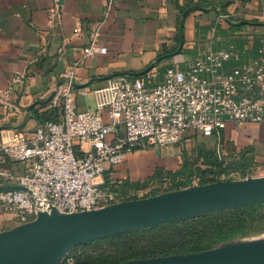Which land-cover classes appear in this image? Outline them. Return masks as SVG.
Returning a JSON list of instances; mask_svg holds the SVG:
<instances>
[{"label": "crops", "instance_id": "0c3cea01", "mask_svg": "<svg viewBox=\"0 0 264 264\" xmlns=\"http://www.w3.org/2000/svg\"><path fill=\"white\" fill-rule=\"evenodd\" d=\"M224 13L232 21L221 18ZM215 26L224 43L245 42L250 34L264 31V0H0V92L12 87V106L6 108L0 100V170L15 176L24 172L26 162L4 158L1 146L19 135H31L49 112L58 117L60 108L50 100L63 72L74 67L77 75V110H97L94 90L109 80L142 78L152 69L190 62L222 44L211 39ZM93 37L107 47L106 53L84 55ZM19 71H27L28 77L13 84ZM100 112L108 120L107 110ZM192 140L195 157L203 148L226 159L245 157L264 164V123L228 122L211 136L187 132L181 142ZM90 150L88 142L77 147L79 153ZM182 163L180 145L151 147L126 153L121 163L107 165L100 179L104 189L116 193L113 203H120L131 200L133 184ZM0 185L16 184L0 176Z\"/></svg>", "mask_w": 264, "mask_h": 264}, {"label": "built area", "instance_id": "2783aa9c", "mask_svg": "<svg viewBox=\"0 0 264 264\" xmlns=\"http://www.w3.org/2000/svg\"><path fill=\"white\" fill-rule=\"evenodd\" d=\"M221 18L232 21L227 13ZM211 32L213 43L222 44L190 62L152 69L137 79L118 76L94 90L97 110H77V75L74 67L63 72L50 100L60 108L57 119L1 146L4 158L26 162V167L19 176L0 170V176L25 187L0 190V212L27 221L53 208L74 213L103 207L117 196L102 187L100 177L107 165L121 163L126 153L180 143L190 131L211 136L228 122L264 123V31L240 43H224L217 26ZM83 52L94 56L106 53L107 47L93 37ZM27 77V71H19L12 82L19 84ZM11 93L12 87L0 92L6 108L12 106ZM104 109L108 120L100 112ZM80 142H88L91 150L79 153ZM256 169L255 174L264 176V164ZM64 263L75 264V257L67 256Z\"/></svg>", "mask_w": 264, "mask_h": 264}, {"label": "rangeland", "instance_id": "374dc122", "mask_svg": "<svg viewBox=\"0 0 264 264\" xmlns=\"http://www.w3.org/2000/svg\"><path fill=\"white\" fill-rule=\"evenodd\" d=\"M177 144L180 145L183 154V163L178 169L183 167L184 171L180 175H164L148 181L143 187L134 189L133 193L136 195L130 199L164 198L181 193L187 188L208 185L225 178L237 180L263 176L255 174L260 164L246 162L234 165L233 162L236 159H226L227 155L219 156L216 153L217 161L221 162V165L212 167L210 163L202 159L203 157H200L199 151L198 156L195 157L197 148L193 140ZM233 175L236 177H232ZM31 220L32 217L23 221L9 213L0 212V242L9 241L5 238L7 234L25 228L24 224ZM47 231L49 230L37 233ZM115 236L118 237L110 238ZM7 247H0V260L10 255L8 251L5 252ZM60 248L61 245L43 249L41 252L23 258L18 263L51 264ZM193 248L202 249L193 253L219 255H225L227 252L264 249V201L212 209L147 227L85 238L75 244L67 256L73 255L75 262L78 258L84 264H119L158 254L177 252L188 254L184 251ZM25 249V247L13 249L10 258L24 256L22 254L26 252Z\"/></svg>", "mask_w": 264, "mask_h": 264}, {"label": "water", "instance_id": "95a60500", "mask_svg": "<svg viewBox=\"0 0 264 264\" xmlns=\"http://www.w3.org/2000/svg\"><path fill=\"white\" fill-rule=\"evenodd\" d=\"M146 72L148 70L142 73ZM8 189H25V187L0 185V190ZM259 201H264V176L237 180L227 178L208 185L187 188L181 193L164 198L131 199L74 213H61L53 208L51 212H39L35 219L24 224L25 228L15 230L5 238L10 241L46 229L50 232L66 230L70 239L65 244H61V248L51 262V264H62L71 248L85 238L105 236L212 209ZM119 264H264V252L233 256L227 253L225 255L188 253L136 259Z\"/></svg>", "mask_w": 264, "mask_h": 264}, {"label": "bare ground", "instance_id": "6f19581e", "mask_svg": "<svg viewBox=\"0 0 264 264\" xmlns=\"http://www.w3.org/2000/svg\"><path fill=\"white\" fill-rule=\"evenodd\" d=\"M70 237L68 236L66 230H60V231H48L46 233H32L25 235L22 238L10 240L7 242H0V247H7L5 252H9L10 255L8 257H5L6 259L0 260L1 264H19L18 262L21 261L25 257H29L32 254H35L37 252H41L43 249H49L53 246L63 245L65 244ZM11 246V247H10ZM19 247H25L26 252L22 255L24 256H18V257H11V251L13 249L19 248ZM264 252V249H258V250H250V251H242V252H227V255L233 256V255H244V254H253V253H260ZM9 258V259H8ZM17 258V259H15Z\"/></svg>", "mask_w": 264, "mask_h": 264}, {"label": "trees", "instance_id": "16d2710c", "mask_svg": "<svg viewBox=\"0 0 264 264\" xmlns=\"http://www.w3.org/2000/svg\"><path fill=\"white\" fill-rule=\"evenodd\" d=\"M237 27H238V25H236V24H233L232 25V28H237ZM56 119H57V116L55 114V111H52V112H49L47 116L45 115L41 119L40 123L45 122L47 120H56ZM199 155H200V157H203L202 159H204V161H206V163L207 162L210 163L212 167H213V165L214 166H217L218 164L221 165L220 164L221 162L219 163L217 161L218 158H217V154L215 153V151H206L203 148H201L199 150ZM246 162L252 163L249 159H247L245 157H243L242 159H239V160H234L233 163H234V165H241V164H245ZM236 167H238V166H236ZM183 171H184L183 167L180 168V169H178V170H176V171H171V170H169V171H163L162 170V171H159L156 174V176H154L150 180H154V178H157L159 176L161 177V176H164V175H168V176H172V175H175V174L180 175ZM147 183H148V181L145 182V183L133 184V187L132 188L138 189V188L143 187ZM116 237H118V236L110 237V238L113 239V238H116ZM201 250H202L201 248H193V249L184 251V253H193V252H198V251H201ZM171 254H180V253L179 252H177V253H168V254L165 253V254H158V255H153V256H146V257H143V258H151V257H158V256H167V255H171ZM75 264H84V262H81L80 260H78V258H76Z\"/></svg>", "mask_w": 264, "mask_h": 264}]
</instances>
